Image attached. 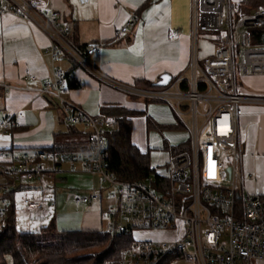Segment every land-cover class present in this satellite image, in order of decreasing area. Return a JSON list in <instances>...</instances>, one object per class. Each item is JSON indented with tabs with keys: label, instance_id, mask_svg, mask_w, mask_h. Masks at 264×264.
I'll list each match as a JSON object with an SVG mask.
<instances>
[{
	"label": "built area",
	"instance_id": "1",
	"mask_svg": "<svg viewBox=\"0 0 264 264\" xmlns=\"http://www.w3.org/2000/svg\"><path fill=\"white\" fill-rule=\"evenodd\" d=\"M81 6L89 0H77ZM13 15L36 24L51 40L47 49L54 62L64 51L76 67L115 90L146 102L170 106L181 123L188 117L190 149L173 155L165 173L135 182H122L107 168V133L116 125L108 115L94 117L63 97L73 73L57 71L38 93L56 100L70 126L88 129L89 146L79 151L47 154L38 151H0V173L10 181L0 189L15 188L19 182L42 180L51 162L56 172L63 163H81L84 170L106 190H94L78 198L82 204L114 197L104 213L111 232L134 237V233H175L173 240H138L119 253L118 264H264V196L247 191L252 176L244 169V146L239 119L244 107L264 105V96L246 94L238 75H264V7L245 12L232 0H191V56L187 74L172 79L166 87L143 89L126 85L105 75L96 64L106 44L85 49L69 39L71 27L63 24L57 11L37 10L27 0H0V15ZM129 23L122 28L126 33ZM219 33V35H215ZM213 35L218 47L200 59L202 36ZM179 32L172 31L169 40ZM75 78V77H74ZM28 81L35 76L27 74ZM77 81V80H76ZM80 87L83 84L77 81ZM0 87L10 86L0 80ZM206 104L202 113L199 104ZM13 117L0 122V133L13 126ZM187 144V145H188ZM74 168V167H73ZM108 189V190H107ZM23 203L30 211L44 214L45 201L27 194ZM8 204L0 202V219ZM129 220L130 224H123Z\"/></svg>",
	"mask_w": 264,
	"mask_h": 264
},
{
	"label": "crops",
	"instance_id": "2",
	"mask_svg": "<svg viewBox=\"0 0 264 264\" xmlns=\"http://www.w3.org/2000/svg\"><path fill=\"white\" fill-rule=\"evenodd\" d=\"M27 1L37 10L59 12V20L71 27L69 39L75 46L85 49L94 44H106L96 64L115 81L126 85H135L139 80L155 84L164 74H170L172 78L188 76L191 0H89L85 6L77 0ZM232 1L241 3L243 0ZM128 23L127 32L122 33V28ZM172 31L179 32V36L169 40L168 35ZM203 36L199 53L201 60L213 55L218 47L213 35ZM51 45V40L36 24L10 14L0 15V80L10 86L9 89L0 87V122L7 117H13L14 121L10 130L0 133V151L49 148L53 146L55 135L68 134L71 130L73 126L67 123L59 103L38 93L45 81L56 78L57 71L62 74L72 72L75 79L83 84L81 88L64 91L63 97L91 116H99L101 108L107 106L145 113L142 115L144 119L137 123L139 129L135 125L139 116L133 118L132 141L143 153L150 152L151 163L160 156L169 162L174 153L163 149L164 142L158 131L147 128L149 113L159 125L180 124L183 127L167 133L169 146L176 151L182 148V145L177 146L180 132L184 129L188 138V130L167 104L130 97L100 83L77 68L64 51L60 61L54 62L51 54L47 53ZM29 73L35 76L34 81L26 79ZM241 84L246 94L264 96V75L247 76ZM152 104L155 105L152 107ZM75 128L84 131L77 126ZM239 130L244 146V169L252 176L247 180L246 189L251 194L264 196V105H246L239 119ZM86 175L81 163L74 166L63 163L61 171L56 172L50 162L41 181L19 182L15 188L0 189V202H6V198L13 201L15 225L22 232L39 233L52 224L60 231H108L110 223L104 213L111 203L107 204L103 198L82 204L69 197L71 180L80 181ZM90 179V186H86L90 194L94 190H106L97 177ZM9 181L0 173V187ZM27 194L45 201L44 214L26 208L23 199Z\"/></svg>",
	"mask_w": 264,
	"mask_h": 264
},
{
	"label": "trees",
	"instance_id": "3",
	"mask_svg": "<svg viewBox=\"0 0 264 264\" xmlns=\"http://www.w3.org/2000/svg\"><path fill=\"white\" fill-rule=\"evenodd\" d=\"M241 5L245 12H252L264 7V0H243ZM256 33L263 34L264 30ZM134 86L143 89L159 88L144 80L137 81ZM78 88L81 87L76 79L69 77V89ZM144 114L120 106H107L100 110L99 116L116 118L115 127L107 133V168L119 181L135 182L165 173L166 167L153 168L150 152L143 153L132 141L133 118ZM75 127L73 126L68 134L55 135L53 146L33 151L59 154L87 149L88 132ZM147 128L162 133L164 130H179L183 127L180 124L159 125L147 117ZM163 149L172 151L174 155L182 151V148L178 151L172 149L167 141H164ZM5 201L8 206L0 221V264H118L119 253L135 241L134 237L110 230L60 231L54 224L43 228L39 233L22 232L15 225L13 201L7 198ZM171 262L172 258H165L161 264Z\"/></svg>",
	"mask_w": 264,
	"mask_h": 264
},
{
	"label": "rangeland",
	"instance_id": "4",
	"mask_svg": "<svg viewBox=\"0 0 264 264\" xmlns=\"http://www.w3.org/2000/svg\"><path fill=\"white\" fill-rule=\"evenodd\" d=\"M215 35H219V33H216ZM204 37V36H203ZM202 37V38H203ZM250 76V75H249ZM243 78H245V77H243V76H240V75H238V79L241 81ZM156 104V103H155ZM155 104H152V107L155 105ZM160 104V103H159ZM161 104H163L164 105V103H161ZM171 111L173 110L170 106H168V105H166ZM150 107V106H149ZM199 108H200V110H201V112L202 113H204L205 112V109H206V104H204V103H200L199 104ZM149 110H150V108H149ZM172 112H174V111H172ZM149 113V112H148ZM172 115H173V117H174V114L173 113H171ZM151 116V114L149 113V117ZM152 117V116H151ZM141 118L142 119H144L143 118V116L142 115H140L136 120V127H137V123L138 122H141ZM153 118V117H152ZM151 118V119H152ZM153 120V119H152ZM183 120H184V123L186 124V126L188 125V124H190V120H189V118L188 117H184L183 118ZM77 127L78 128H81V129H83L84 131H87L88 132V129L86 128V127H83V126H81V125H77ZM138 128V127H137ZM139 129V128H138ZM169 131H172V130H166L165 132L163 131L162 133H160V132H158V135H159V137L161 138V140H162V142H164V141H169L170 140V137H168V135H167V133L169 132ZM174 132V131H173ZM180 132V131H179ZM181 135L179 136V144L177 145V146H179V145H182V150L184 149V150H189L190 149V142H189V144L188 145H186V142H188L189 141V137L188 138H186L187 136H186V134H187V132L183 129L181 132ZM189 133V132H188ZM140 135L141 136H143V132H141V130H140ZM165 157H163V156H160V157H158V159L155 161V162H152L151 164L154 166V167H156V168H158V167H162L161 169H163V168H165L166 166H167V164L169 163V162H167V160L166 159H164ZM167 162V163H166ZM159 169V168H158ZM86 172V171H85ZM72 173H75V172H72ZM87 173V172H86ZM57 175H59V174H57ZM91 175L90 174H88L87 173V175L86 176H84L85 178L83 179V180H80V181H74L73 179L71 180L72 181V184H74V185H79V186H81L80 188H76L75 186L73 187L72 186V184H70L71 185V188H69L68 189V191H69V197H71L74 201L76 200V199H78V198H83V197H85L84 195H90V192L89 191H87L88 189H86V186L88 185V186H90V184H91V177H90ZM98 178V177H97ZM98 180H99V184L100 185H102L105 189L106 188H108V186L109 185H106V184H103V183H101V180H100V178H98ZM246 183H247V181H246ZM103 188V189H104ZM85 190V191H84ZM108 190V189H107ZM110 191H106L105 193H104V200H105V202L108 204H114L115 203V199H114V197H111V199L110 200H108L107 199V196H108V193L109 192H114L113 191V189H109ZM122 223L123 224H125V225H127V224H130V221L129 220H123L122 221ZM105 229H107V228H105ZM105 231H107V230H105ZM133 236L136 238V239H138V240H159V241H166V240H173V239H175L176 238V234L175 233H163V232H161V233H158V232H146V233H134L133 234Z\"/></svg>",
	"mask_w": 264,
	"mask_h": 264
},
{
	"label": "water",
	"instance_id": "5",
	"mask_svg": "<svg viewBox=\"0 0 264 264\" xmlns=\"http://www.w3.org/2000/svg\"><path fill=\"white\" fill-rule=\"evenodd\" d=\"M172 79L173 78L170 74H164L160 77L159 81L155 83V86L159 88L166 87L170 84Z\"/></svg>",
	"mask_w": 264,
	"mask_h": 264
}]
</instances>
